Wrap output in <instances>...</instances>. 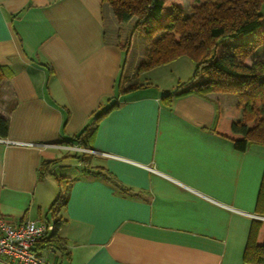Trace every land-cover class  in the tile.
<instances>
[{
    "label": "crops",
    "instance_id": "obj_1",
    "mask_svg": "<svg viewBox=\"0 0 264 264\" xmlns=\"http://www.w3.org/2000/svg\"><path fill=\"white\" fill-rule=\"evenodd\" d=\"M133 23L103 0H0V214L56 224L50 264H247L264 145L214 131L235 94L176 95L189 58L136 73Z\"/></svg>",
    "mask_w": 264,
    "mask_h": 264
},
{
    "label": "trees",
    "instance_id": "obj_2",
    "mask_svg": "<svg viewBox=\"0 0 264 264\" xmlns=\"http://www.w3.org/2000/svg\"><path fill=\"white\" fill-rule=\"evenodd\" d=\"M103 1L109 4L118 22L134 19L125 49L127 52L133 33L138 32L144 44V57L137 63L136 73L179 57L189 58L194 64L193 77L199 76L200 79L176 95L235 94L236 104L222 117L217 115L214 131L229 138L238 150H246L253 143L264 145V58L246 63L260 46H264V0H203L201 4L191 6L189 13L177 5L164 12L167 0ZM4 78V71L0 68V82ZM7 130V116L0 114V137H5ZM52 164L44 162L39 177H43L44 170L45 174H50ZM65 198L63 191L52 202L49 207L52 215L57 206L65 203ZM257 209L264 214V180ZM262 227L264 220L253 221L254 235L249 237L244 252L247 264H264V231L256 235ZM55 230L56 224L42 243L52 239Z\"/></svg>",
    "mask_w": 264,
    "mask_h": 264
},
{
    "label": "built area",
    "instance_id": "obj_3",
    "mask_svg": "<svg viewBox=\"0 0 264 264\" xmlns=\"http://www.w3.org/2000/svg\"><path fill=\"white\" fill-rule=\"evenodd\" d=\"M79 149L90 151L83 147ZM251 217L264 220V215L251 214ZM53 227L49 222L33 219H24L13 225L0 214V258L3 257L6 264H50L38 245Z\"/></svg>",
    "mask_w": 264,
    "mask_h": 264
},
{
    "label": "rangeland",
    "instance_id": "obj_4",
    "mask_svg": "<svg viewBox=\"0 0 264 264\" xmlns=\"http://www.w3.org/2000/svg\"><path fill=\"white\" fill-rule=\"evenodd\" d=\"M203 2V0H167V4L165 5V8H164V12H168L169 10H170V8H171V6L172 5H177V6H179L180 8H182L184 11H185V13H189V11H190V7L191 6H196V5H199V4H201ZM241 40H246V38L245 39H241ZM142 41V43H141V45L143 46H141V52H142V50H143V48H144V44H143V40H141ZM226 45H227V47L229 46V44L228 43H226ZM144 51V50H143ZM182 59H185V60H189L187 57H181ZM262 58H264V46H260L258 49H257V51H256V53L255 54H253V56H251L250 58H248L247 60H246V63H251V61L252 60H254V59H262ZM179 69H182L181 67L179 68ZM200 78H199V76H196V77H194V78H190L189 79V81L188 82H185L184 84L187 86L188 84H190V83H195V82H197L198 80H199ZM212 93V92H211ZM214 93H216V92H214ZM9 97L8 96V94H7V92L2 88V86L0 85V106H1V104H3L5 101L7 102V103H9V101H10V97H9V99H7L6 100V98L5 97ZM233 96V95H232Z\"/></svg>",
    "mask_w": 264,
    "mask_h": 264
}]
</instances>
